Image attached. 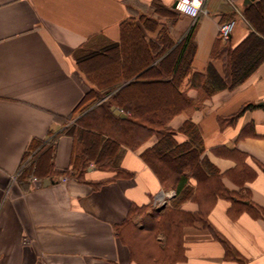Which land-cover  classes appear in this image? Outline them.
I'll list each match as a JSON object with an SVG mask.
<instances>
[{
	"label": "crops",
	"instance_id": "crops-1",
	"mask_svg": "<svg viewBox=\"0 0 264 264\" xmlns=\"http://www.w3.org/2000/svg\"><path fill=\"white\" fill-rule=\"evenodd\" d=\"M175 1L0 0V264H139L132 252L155 246L152 239L145 247L132 243L143 227L137 221L147 212L162 211L176 193L162 185L141 156L153 140L137 150L120 148L115 164L123 175L90 163L85 181H79L59 174L73 153L72 137L62 134L55 145L56 175L19 178L31 142L49 139L50 130L55 134L64 127L56 117L69 114L89 91L128 82L121 74V24L126 20L139 26L146 53L161 54L154 70L138 81L172 86L176 106L182 104L168 122L173 137L189 141L182 126L191 120L203 141L201 157L216 165L224 188L243 200L219 198L208 213L234 256L226 254L225 243L210 228L195 223L184 228L183 258L176 264H264V35L244 15V0H205L197 17L176 10ZM233 17L230 45L249 44L248 57L254 54V61L232 86L236 78L228 75V67L233 68V57H213L212 51L219 25ZM193 27L194 56L189 53L179 73L166 70V53L183 44ZM112 46L117 47L114 61L108 53ZM98 57L108 64H90ZM194 73L214 89L203 100L205 93L191 84ZM186 95L185 104L181 96ZM247 104L252 106L233 117ZM119 109L121 117L130 113ZM160 199L166 204L158 209ZM182 208L195 212L198 205L187 200Z\"/></svg>",
	"mask_w": 264,
	"mask_h": 264
},
{
	"label": "trees",
	"instance_id": "trees-1",
	"mask_svg": "<svg viewBox=\"0 0 264 264\" xmlns=\"http://www.w3.org/2000/svg\"><path fill=\"white\" fill-rule=\"evenodd\" d=\"M244 12L247 19L264 35V28L260 27V17L264 19V0L252 1L245 6ZM121 27L123 32L121 74L128 82L119 88L112 86L103 92L89 91L69 114L56 117L57 122L62 120L60 123L64 127L55 134L50 130L48 135L51 137L49 139H34L31 142L30 148L24 154V165L20 169L19 178L26 179L34 174L45 172V176L48 177L56 175L54 171L55 145L62 134L72 137L73 153L69 167L59 174L79 181H85L84 176L90 163L100 169L114 171L116 176L123 175L125 171L115 164L120 148L127 147L137 150L143 144L153 140L151 146L143 149L141 156L153 169L162 185L173 187L176 193L170 204L162 211L145 214V219L142 220L143 227L136 230L132 243L145 247L147 240L152 239L155 246L144 248V253L140 254H137L140 251V247H138L132 252L133 256L137 255L136 261L139 264H176L183 258L181 255L184 248V228L195 223L210 228L214 236L219 237L225 243L226 254L234 256L235 251L231 245L209 223L208 213L219 198L231 201L235 199L240 203L243 200L235 191L224 188L216 165L207 158L201 157L203 141L199 128L191 120H187L182 126V130L189 133V141L179 143L173 137L174 131L168 126V122L173 114L182 110V104L177 107L176 102L167 101L165 107L150 108L151 104L146 100L141 98L133 100V95L140 86L155 83H142L138 81V78L144 75L148 76L149 72L154 70L153 62L161 54L154 56L146 53L145 40L140 34L139 26L126 20L122 22ZM193 31L194 27L191 28L189 36L183 44L172 46L171 50L166 53L163 59L166 70L179 73L180 66L186 63L189 53L192 55L191 57L194 56L196 43ZM229 41L218 37L212 56L226 57L229 60L233 57V68H230V64L228 67V75L232 74L237 79L231 81L233 86L239 82L238 78L248 70L254 60L251 58L244 62L242 58H237L236 54L242 47H231ZM258 47L259 44L253 50H256V56L261 53V48ZM177 51L179 54L176 56ZM135 52L138 53L136 57H134ZM108 53L114 61L117 58V47L108 48ZM111 68L112 65L109 69L110 72ZM183 71L184 75L188 74V68ZM115 75L117 72H114ZM200 78H203L201 74L194 73L191 84L202 89L205 93L203 100L205 95L214 89L209 86V81ZM170 88L173 91L172 86ZM181 98L186 104L187 95L186 97L181 96ZM201 103L199 106L202 105ZM113 104L130 113L126 117L117 115L111 108ZM251 106L252 104H247L241 107L233 117ZM151 112L153 114H150ZM69 120L73 122L69 123ZM30 155L31 158L28 159ZM125 175L129 176V173L127 172ZM191 178L196 180L195 185L190 183L189 179ZM106 182L107 180L94 182L92 185L97 189ZM187 200L194 201L198 205L195 212L182 208ZM132 215L128 214V222L132 219ZM158 236L161 238L158 239ZM122 239L128 240L132 247L127 235L122 234Z\"/></svg>",
	"mask_w": 264,
	"mask_h": 264
},
{
	"label": "rangeland",
	"instance_id": "rangeland-1",
	"mask_svg": "<svg viewBox=\"0 0 264 264\" xmlns=\"http://www.w3.org/2000/svg\"><path fill=\"white\" fill-rule=\"evenodd\" d=\"M261 18V24L260 27L264 28V19ZM249 44L242 47L241 50L236 54V57H240L242 58V61L246 62L249 61L253 56L251 55L250 57H248V50H249ZM252 48V47H251ZM139 53V51H138ZM137 52L134 53V57H136L138 55ZM179 54V52H176V56ZM90 64H95V65H102L104 62L102 61V58H93L90 59ZM108 62L106 61L104 65H107ZM85 65V64H84ZM87 66V65H86ZM89 66V65H88ZM94 76L96 75L95 71L93 70V67L91 66V69H89ZM137 98H141L142 100H146V102H149L151 104L150 108H156V107H165V103L167 101L169 102H175L178 101V98L176 97V95L174 94V92H172L171 88L169 85H160V84H152V85H148V86H140L138 88V90L134 93L133 95V100H137ZM62 121V120H60ZM59 121V123H60ZM73 121L69 120V123H71ZM63 125V124H62ZM31 158V155L28 157V159ZM65 178V177H64ZM63 179V178H62ZM141 221H137V223H141Z\"/></svg>",
	"mask_w": 264,
	"mask_h": 264
},
{
	"label": "built area",
	"instance_id": "built-area-1",
	"mask_svg": "<svg viewBox=\"0 0 264 264\" xmlns=\"http://www.w3.org/2000/svg\"><path fill=\"white\" fill-rule=\"evenodd\" d=\"M204 2L205 0H176L175 8L182 13H185L192 17H197L200 14V12L203 11ZM234 10L236 11V13L240 15L241 11L239 10V6L236 3L234 4ZM236 21L237 20L234 17L231 18L230 20L222 22L219 25L218 36L222 40H227L230 38L234 30V27L236 25ZM16 178H17V174H13L12 179L14 180ZM164 201H165L164 199H160L159 201H157V204L155 205L157 206L162 205Z\"/></svg>",
	"mask_w": 264,
	"mask_h": 264
},
{
	"label": "water",
	"instance_id": "water-1",
	"mask_svg": "<svg viewBox=\"0 0 264 264\" xmlns=\"http://www.w3.org/2000/svg\"><path fill=\"white\" fill-rule=\"evenodd\" d=\"M253 0H244V4H249L251 3ZM111 108L113 109L114 113L121 115V116H125L124 113H122V111L119 108H116L115 106H111Z\"/></svg>",
	"mask_w": 264,
	"mask_h": 264
}]
</instances>
